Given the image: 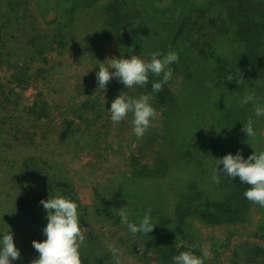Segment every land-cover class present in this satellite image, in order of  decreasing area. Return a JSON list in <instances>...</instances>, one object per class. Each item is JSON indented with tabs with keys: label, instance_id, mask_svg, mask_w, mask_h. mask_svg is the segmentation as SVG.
<instances>
[{
	"label": "trees",
	"instance_id": "trees-1",
	"mask_svg": "<svg viewBox=\"0 0 264 264\" xmlns=\"http://www.w3.org/2000/svg\"><path fill=\"white\" fill-rule=\"evenodd\" d=\"M35 1L44 17L49 12L54 15L45 29L36 15H24L19 9L0 16V75L9 76L5 82L0 79V110L11 112L5 120L14 142L35 143L30 132H48L44 128L51 123L50 105L42 92L31 91L60 64L51 52L75 51L80 56L93 52L97 57L103 43L113 41L117 58L137 55L149 61L152 52L172 50L179 61L170 65L172 78L156 93L152 84L162 76L153 74L143 87L126 89L115 78L107 84L104 92L111 102L122 92L131 97L153 96V106L165 116V134L152 162L130 154L125 167L99 186L90 208L78 195L76 179L59 160L27 153L2 163L0 201L6 203L0 206V241L11 233L19 251L35 252L32 242L47 239L43 234L47 213L39 202L57 196L78 205L81 228L88 223V212L123 229L120 208L127 206L129 221L137 224L151 209L156 227L146 236L135 235V249L161 258V264H174L172 258L184 251L203 257L196 220L207 226H235L251 222L257 211L261 214L258 230L264 231V207L244 196L249 185L240 183L239 177H223L222 164L220 183L211 180L216 159L239 152L246 160L264 151V117L254 115L251 103L241 106L252 90L264 105V0ZM27 18L31 22H25L17 35L14 26ZM83 102L79 114L88 110ZM66 114L60 112L61 139L74 140L80 132L77 119ZM249 117L256 121L255 138L241 130ZM157 135V129L150 127L142 139L135 140L152 142ZM258 235L264 238V233ZM85 237L80 257L82 264H90L103 245L96 246L100 235ZM243 248L252 264H264L263 244L247 242Z\"/></svg>",
	"mask_w": 264,
	"mask_h": 264
},
{
	"label": "rangeland",
	"instance_id": "rangeland-1",
	"mask_svg": "<svg viewBox=\"0 0 264 264\" xmlns=\"http://www.w3.org/2000/svg\"><path fill=\"white\" fill-rule=\"evenodd\" d=\"M17 9L27 16L36 15L38 17L37 23L42 29L47 28L48 21L54 19L51 12L44 17L35 0H0V16L4 17L10 11L15 12ZM25 22H31V19H23L21 24L17 22L14 26L17 29L15 31L17 35L23 30ZM83 29L89 31L88 27ZM25 39L28 40L27 37ZM50 56L60 64L56 69L47 72V78L40 80L38 87L31 91L33 94L37 93L36 90L42 92L50 105L51 123L44 128L48 132L44 134L39 129H37V135L30 132L35 143H29L28 140L14 142L9 133V126H7L8 120H5L6 118L9 119L11 112L5 108L0 110V178L5 177V167L2 166V163L7 159L19 158L27 153L50 157L59 160L66 170L73 175L79 189L80 199L85 207L90 208L97 192L101 190H99V186L111 178L119 169L125 167L127 157L130 154H136L144 162L154 160L161 143L160 137L165 134V116L161 108L153 106L158 116L152 121V124L154 125L153 128L157 129L159 137L152 142L150 138H147V142L143 144L137 143L135 140L136 136L133 133L131 123L132 114H128L119 123L111 121L109 111L112 103L111 97L104 92V89H98L96 72L99 69L96 68V65L105 63V66H108L110 61L107 60L117 58L113 49V41L103 43L97 57L93 52L91 54L86 52L85 56H80L75 51H68L64 54L51 52ZM92 61L96 63L92 64ZM8 77L6 73L0 75L1 81L4 82ZM179 83L180 80L175 83V86L177 87ZM76 86H80L83 91L79 90V93ZM82 101L86 105L85 110H88L79 114V105ZM60 112L64 115L68 113L77 119L76 125L80 132L77 133L74 140L61 139L60 133L63 131V127ZM32 125L33 123L30 124V126ZM25 126L28 124L25 123ZM32 144L34 146H31ZM7 192L8 190H3V193ZM1 199L8 200L5 194H1ZM2 202L0 201V206ZM260 217L261 214L255 211L251 222L235 226H207L196 220L194 225L197 229V237L203 250L210 253L207 258H204V264H252L245 252L247 248H243V245L247 242L264 245V238L258 235V232L264 233L257 227ZM87 222L86 226L82 224L84 234L100 235L101 242L96 246L101 249L103 245L98 258L90 264H114L110 247L120 250L123 264H161V258L157 257L156 259L154 256L144 255L141 253L142 251H136V237L127 227L119 229L102 220L96 212H88ZM224 241L227 242L223 244ZM138 247L140 246L138 245ZM19 252L20 258L12 261V264H31V261L40 255L38 251H30L27 254ZM101 260H103L102 263Z\"/></svg>",
	"mask_w": 264,
	"mask_h": 264
},
{
	"label": "clouds",
	"instance_id": "clouds-1",
	"mask_svg": "<svg viewBox=\"0 0 264 264\" xmlns=\"http://www.w3.org/2000/svg\"><path fill=\"white\" fill-rule=\"evenodd\" d=\"M108 66L100 63L96 72L98 89H105L112 79H117L126 89L134 86L143 87L149 82V74L162 76L159 82H153L152 92L162 90L164 84L168 83L173 74L170 65L179 61L178 53L168 51L163 54L159 51L151 53L149 61L141 59L140 56L132 55L130 58H114ZM114 70V71H113ZM232 80L231 75L227 77ZM212 85L209 83L208 85ZM151 95H140L131 97L125 92L120 93L113 100L110 108V119L113 123L124 120L128 114H132L133 133L137 139H142L150 127H154L152 121L156 119L158 113L153 107ZM253 105V112L257 118L264 117V105L256 97L254 90L250 91L241 100V106ZM252 117H249L246 124L241 129L248 138H255L256 132ZM223 165L224 176L231 179L239 177L240 183H246L250 187L244 192L245 198L260 207H264V151L254 152L246 160L241 153L236 155L227 154L222 159H216V166L212 168L211 180L215 184L220 183L222 175L218 172V166ZM47 213L45 217L47 226L43 229V234L47 237L44 242L33 241L32 246L40 254L31 264H82L80 257V247L85 240L84 229L81 228L78 217V205L63 196L41 200ZM120 222L135 236L137 233L147 235L156 226L151 219V209L143 215L139 223L129 221L128 207L118 210ZM114 258V264H123L122 254L115 247H110ZM207 250H203V258L193 254L191 251L181 252L174 256V264H204V258L209 256ZM20 258V252L14 245L13 235L4 234L0 241V264H12V261Z\"/></svg>",
	"mask_w": 264,
	"mask_h": 264
}]
</instances>
